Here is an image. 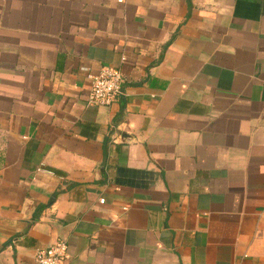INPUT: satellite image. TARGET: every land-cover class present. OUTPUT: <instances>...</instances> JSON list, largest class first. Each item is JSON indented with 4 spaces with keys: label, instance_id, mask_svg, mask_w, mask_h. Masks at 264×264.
I'll return each mask as SVG.
<instances>
[{
    "label": "crops",
    "instance_id": "obj_1",
    "mask_svg": "<svg viewBox=\"0 0 264 264\" xmlns=\"http://www.w3.org/2000/svg\"><path fill=\"white\" fill-rule=\"evenodd\" d=\"M103 67L122 96L92 107ZM58 241L264 264V0H0V264Z\"/></svg>",
    "mask_w": 264,
    "mask_h": 264
},
{
    "label": "built area",
    "instance_id": "obj_2",
    "mask_svg": "<svg viewBox=\"0 0 264 264\" xmlns=\"http://www.w3.org/2000/svg\"><path fill=\"white\" fill-rule=\"evenodd\" d=\"M88 78L91 81L87 98L89 106L107 108L115 104L122 96L123 78L118 69L103 67L96 76ZM66 260L67 244L64 241H58L46 249H40L34 255L35 264H66Z\"/></svg>",
    "mask_w": 264,
    "mask_h": 264
},
{
    "label": "trees",
    "instance_id": "obj_3",
    "mask_svg": "<svg viewBox=\"0 0 264 264\" xmlns=\"http://www.w3.org/2000/svg\"><path fill=\"white\" fill-rule=\"evenodd\" d=\"M188 6H189V2H188Z\"/></svg>",
    "mask_w": 264,
    "mask_h": 264
}]
</instances>
